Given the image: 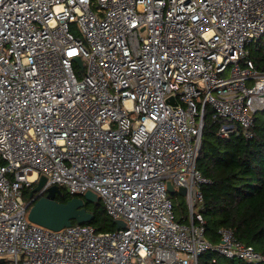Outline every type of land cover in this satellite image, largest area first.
<instances>
[{
    "label": "built area",
    "instance_id": "obj_1",
    "mask_svg": "<svg viewBox=\"0 0 264 264\" xmlns=\"http://www.w3.org/2000/svg\"><path fill=\"white\" fill-rule=\"evenodd\" d=\"M263 34L264 0H0V264L264 262L229 228L205 238L196 166L206 106L220 137L252 136L264 71L248 46ZM51 185L96 193L124 227L31 222Z\"/></svg>",
    "mask_w": 264,
    "mask_h": 264
},
{
    "label": "trees",
    "instance_id": "obj_2",
    "mask_svg": "<svg viewBox=\"0 0 264 264\" xmlns=\"http://www.w3.org/2000/svg\"><path fill=\"white\" fill-rule=\"evenodd\" d=\"M248 59L255 69L264 71V34L248 46ZM217 125L218 121L212 118V111L206 106L196 160L197 169L211 180L201 186L203 198L198 208L203 220L204 236L211 244H216L220 241V229L229 228L237 240L252 246L264 256V110L254 116L251 137L235 131L224 139L217 134ZM169 195L176 220L187 223L189 216L177 215L178 208L184 207V202L177 203L172 194ZM73 196L64 192L56 194L55 199L66 202ZM84 207L93 214V219L83 223L92 225L99 232L116 229L114 220L105 212L100 198L98 201H85ZM198 264L264 262L228 259L211 250L199 256Z\"/></svg>",
    "mask_w": 264,
    "mask_h": 264
},
{
    "label": "water",
    "instance_id": "obj_3",
    "mask_svg": "<svg viewBox=\"0 0 264 264\" xmlns=\"http://www.w3.org/2000/svg\"><path fill=\"white\" fill-rule=\"evenodd\" d=\"M76 61L81 66L78 58ZM173 104H176L173 101ZM46 182V177L41 175L36 185L30 190L29 196L31 197L34 192H37ZM169 194H173L176 190L185 195V187H174L172 182H166ZM60 192L57 185H51L47 188L46 194L36 199L29 207L28 219L52 230H59L63 227L69 226L76 221L77 223L89 222L93 219V214L86 210L84 207L85 201H98V195L92 191H86L81 196H73L66 202L57 201L56 194ZM116 229L124 227L122 220H114Z\"/></svg>",
    "mask_w": 264,
    "mask_h": 264
},
{
    "label": "rangeland",
    "instance_id": "obj_4",
    "mask_svg": "<svg viewBox=\"0 0 264 264\" xmlns=\"http://www.w3.org/2000/svg\"><path fill=\"white\" fill-rule=\"evenodd\" d=\"M73 31L74 32H77V30L73 27ZM225 77H229V71H226L225 74H224ZM36 185V184H35ZM34 185V186H35ZM33 186V187H34ZM31 189L28 187L26 188L25 190H23V198L25 200H29L30 197H29V194L27 193L28 191H30ZM66 192L65 188L64 187H60V192L58 194H62ZM67 193V192H66ZM45 194V193H44ZM83 194H78L77 196H81ZM173 198L175 199V201L177 203L179 202H184V207H179L178 210H177V215H187L189 216V212H188V207H187V201H186V198H185V195H181L177 190L172 194ZM29 210V209H28Z\"/></svg>",
    "mask_w": 264,
    "mask_h": 264
}]
</instances>
